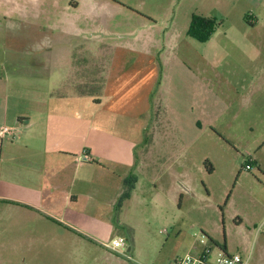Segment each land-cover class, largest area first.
<instances>
[{
  "label": "rangeland",
  "instance_id": "1",
  "mask_svg": "<svg viewBox=\"0 0 264 264\" xmlns=\"http://www.w3.org/2000/svg\"><path fill=\"white\" fill-rule=\"evenodd\" d=\"M195 15L216 18L221 31L231 36L227 50L213 60L202 58L214 52L212 36L201 42L188 34ZM242 15L257 17L258 26L240 33L229 30ZM29 17L48 18L55 36L62 31L56 25L65 20L88 22L102 40L88 35L80 46L86 57L94 51L101 55L102 80L118 32L135 29L142 19L154 22L145 39L155 40L151 51L161 50V33H182L184 47L169 53L178 58L186 52L198 80L213 93L211 122L202 125V132L190 130L175 106L176 100L184 103L189 87L184 79L175 84L167 71L162 99L157 90L150 119L138 123L147 129L148 141L139 148L138 185L116 201L102 232L78 240L47 219L0 205V264H174L187 253L209 249L214 257L222 249L249 264H264V0H0V73L10 76L17 66H26L10 57L25 48L18 45L26 40L17 20ZM26 35L30 39L28 30ZM93 61L98 57L86 62L87 99L99 96V84L88 69ZM194 89L209 99L199 84ZM207 160L213 172H208ZM250 160L258 166L246 170ZM119 234L133 240L127 256L106 247Z\"/></svg>",
  "mask_w": 264,
  "mask_h": 264
},
{
  "label": "crops",
  "instance_id": "2",
  "mask_svg": "<svg viewBox=\"0 0 264 264\" xmlns=\"http://www.w3.org/2000/svg\"><path fill=\"white\" fill-rule=\"evenodd\" d=\"M17 21L25 27L20 37L26 40L18 45L27 49L15 51L10 58L26 66H17L10 76L0 73V125L14 129L0 145V205H14L86 240L102 232L104 217H113L116 201L138 185L139 148L148 145L147 129L138 123L150 119L157 90L162 99L165 73L170 71L175 84L180 79L187 82L189 95L183 104L176 100L175 106L184 113L191 131L202 132V125L211 122L208 107L213 93L198 80L186 52L180 51L178 58L169 53V49L184 47V35L175 30L161 33V50L157 46L151 51L155 40L147 43L145 39L155 23L142 19L135 29L118 32L120 38L112 44L103 80L101 55L94 51L88 56L98 57L92 70L88 69L99 84V96L87 99L88 57L80 43L88 35L100 43L98 32L82 19L58 23L62 31L56 36L55 24L48 18ZM233 21L229 30L238 33L254 30L259 22L250 15ZM221 26L212 35L213 54L206 53L203 59L213 60L227 50L231 36ZM24 58L31 60L25 62ZM194 83L209 91V99L200 98ZM85 153L90 159L81 162ZM250 162L258 166L256 160ZM117 236L127 239V252L131 253L132 238Z\"/></svg>",
  "mask_w": 264,
  "mask_h": 264
},
{
  "label": "built area",
  "instance_id": "3",
  "mask_svg": "<svg viewBox=\"0 0 264 264\" xmlns=\"http://www.w3.org/2000/svg\"><path fill=\"white\" fill-rule=\"evenodd\" d=\"M14 133V129L6 126L0 125V145L2 141ZM90 159V156L85 153L82 155L80 161H87ZM246 170L252 169V163L248 162L246 165ZM127 239L124 236L115 237L110 244H106L108 248L112 251H115L121 255L127 256L125 249L127 248ZM130 257V256H129ZM175 264H249L239 254H229L225 250H220L219 254L214 257L211 250H203L201 253H187L184 257L179 258Z\"/></svg>",
  "mask_w": 264,
  "mask_h": 264
},
{
  "label": "trees",
  "instance_id": "4",
  "mask_svg": "<svg viewBox=\"0 0 264 264\" xmlns=\"http://www.w3.org/2000/svg\"><path fill=\"white\" fill-rule=\"evenodd\" d=\"M220 25L221 23L214 17L195 15L192 18L188 34L198 41L205 42L215 33ZM206 163L208 165V172H213L214 169L208 160ZM253 164H255L254 161Z\"/></svg>",
  "mask_w": 264,
  "mask_h": 264
},
{
  "label": "water",
  "instance_id": "5",
  "mask_svg": "<svg viewBox=\"0 0 264 264\" xmlns=\"http://www.w3.org/2000/svg\"><path fill=\"white\" fill-rule=\"evenodd\" d=\"M130 251V249H128V252Z\"/></svg>",
  "mask_w": 264,
  "mask_h": 264
}]
</instances>
